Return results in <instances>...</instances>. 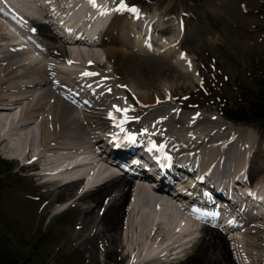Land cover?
Wrapping results in <instances>:
<instances>
[{
    "label": "bare ground",
    "instance_id": "bare-ground-1",
    "mask_svg": "<svg viewBox=\"0 0 264 264\" xmlns=\"http://www.w3.org/2000/svg\"><path fill=\"white\" fill-rule=\"evenodd\" d=\"M13 2L19 11L26 13L25 19H29L33 25L35 35L41 36L46 42L53 61L64 64V68H59L53 62L32 63L30 53L11 44L10 40L14 36H10L7 26L0 21V151H10L9 155L16 156L22 150L23 154L19 156L28 159L40 155L46 157L45 166L38 170L42 172L35 175L40 178L50 177L41 184L55 187L53 191L56 194L48 205L68 196L73 199L80 193L78 205L84 201L88 205L84 207L80 223L91 225V234L100 235L101 245L104 243L105 248L119 244L122 238L129 241L132 233L129 228L132 226L136 229V238L132 244H136L138 251L134 252L135 246L127 245L126 255L128 259L130 257V264H264V219L256 223L250 219L240 228L242 232L239 231L230 238L219 228L209 226L198 228L197 235L192 233L195 232L194 224L175 210L174 203L183 202L182 210L190 214L189 201L185 200L192 183L189 176H179L176 183L166 181L169 189L167 192L158 185L152 190L146 189L142 184L133 188L134 183L129 176L114 174L112 169L111 173H106L105 167L96 170L101 166L98 162L101 161L104 150L109 154L114 153L110 137L123 140L126 145L124 147L128 148L144 146V139H147L150 141L147 150L161 155L167 153L169 165L177 163L179 156L185 155L193 168H206L215 180L217 177L220 180L221 174L226 176L228 169L235 175V172L244 170L248 182H252L254 188L262 187L264 194V148L261 146L262 150L258 151L257 145L253 147L251 143L254 139L249 128L236 126L218 116H210L205 120L201 111H198L199 114L197 112L180 118L182 111L178 108L164 112L168 107L165 103L169 102L166 94L163 98L156 94L149 105L141 101H144V96L139 100L134 92H127L125 86L116 83L115 79L118 77L108 57L111 58L117 49L150 55L146 53V48L152 46L151 55L166 56L168 59L164 57L165 60L190 72V61L186 58L185 51L176 54L178 48L182 51L181 29L158 16L148 17L151 15H138L132 11L125 15V11L114 10L118 7L117 0H104V7L107 10L113 7L114 13L102 32L101 42L96 46L91 45V49L82 50L81 46L86 40L83 34L85 31L84 28H77V32L71 35L76 42L66 48L57 39L51 22L69 21L71 16L65 3L70 2L40 0L38 8L26 4L24 7V1L20 0ZM73 5L83 7L86 3L85 0H75ZM43 18L50 21H44ZM157 21H162V24L155 25ZM155 42L157 45H153ZM111 45L114 47H109ZM92 47H100L104 52L106 49L105 54L108 55L100 59L97 50ZM106 62L111 65V71H94ZM77 65L81 69L77 70ZM85 72L98 75H83ZM127 95L137 99V104L132 105L137 107L128 106L121 100L125 98L129 101ZM77 100L85 101L86 108L76 107ZM114 106L128 109L126 115L129 118L122 125L123 131L118 125L125 113L116 111ZM110 113L115 116V120L110 117ZM222 122L233 128H223L226 132H220L214 125H219L220 128ZM30 127L32 130L27 132ZM15 129H21L22 133H14ZM225 133L226 139L218 138ZM15 134L9 143V137ZM129 134L136 137L135 142L128 138ZM152 143L157 147L153 148ZM248 143L251 148L247 149ZM31 145L35 148L32 149ZM161 145L164 146L162 151ZM127 150L120 155L115 152L116 156L131 160L134 154ZM258 152L262 156L255 165L248 156ZM77 155H82L84 160L74 161ZM224 167L227 169L224 170ZM138 169L141 171L142 166L139 165ZM77 174L79 177H75ZM104 174L106 175L103 176ZM166 174L168 172L162 176ZM68 176L71 178L68 179ZM255 176L257 177L254 178ZM75 186L78 190L72 195ZM171 189L178 190V193H171ZM97 200L101 204L94 214L92 203L95 204ZM128 201L130 205L127 207L125 203L127 205ZM155 203H158L159 208L157 216L140 210ZM122 204L125 208L121 207ZM123 224L126 226L124 232ZM181 236L189 238L182 242L179 240ZM81 237L82 234L76 232L74 240L80 242ZM231 239L236 240L237 247L234 250L237 258L232 256V249L229 247Z\"/></svg>",
    "mask_w": 264,
    "mask_h": 264
},
{
    "label": "rangeland",
    "instance_id": "rangeland-1",
    "mask_svg": "<svg viewBox=\"0 0 264 264\" xmlns=\"http://www.w3.org/2000/svg\"><path fill=\"white\" fill-rule=\"evenodd\" d=\"M22 1L26 5L39 7L40 0H33L34 3L30 0ZM117 2L118 5L119 0ZM124 2L129 8L135 6L138 9L135 13L138 15L141 12L151 15L148 17L158 16L179 27L183 46L182 51L178 48L176 54L185 51L192 70L188 72L184 67L171 64L164 59V57L168 59L166 56H153L152 50L146 52L150 55H142L116 48L111 58L108 57L118 77L115 79L116 83L125 86L127 92H134L139 100L144 96V101L141 100L143 103H152L156 94H160L161 98L166 94L169 102L165 103L168 107L164 112L178 108L182 111L180 118L201 111L205 120L210 116L228 120L220 112V107L223 103L233 105L238 102L236 80L250 87L252 80L264 77V0H124ZM129 11L125 10V15L132 13ZM166 35L168 37V34ZM81 47L82 50L90 48L85 45ZM92 48L97 50L98 54L93 52L100 56V59L108 55L105 54L106 49L104 52L100 47ZM51 58L53 57L43 56L46 63L53 62L59 68H64L63 63L52 60L50 62ZM169 60L172 61V58ZM76 68L81 69L78 65ZM103 70L111 71V65L106 62L94 71L103 73ZM112 75L115 77L114 73ZM127 96L130 98L129 101L125 98L121 100L128 106L137 107L132 106L137 104V99ZM221 97H225L226 100ZM228 121L236 126L249 128L254 139L251 143L253 147L257 145L258 151L264 148V119L256 122ZM214 126H217L220 132L225 131L227 127L233 128L226 122H222L220 128L219 125ZM31 130L32 127L27 132ZM240 130L248 133L245 129ZM18 131L22 133L21 129H15L14 133ZM14 136L16 134L9 137V143ZM222 137L226 139V133L218 138ZM244 141L247 144V140ZM31 148L35 146L31 145ZM248 148H251L250 144ZM9 152L0 151V248L3 252L22 264H130V257L128 259L126 255L127 245L132 247L136 229L134 230L132 226L129 228L132 231L129 241L122 238L119 244L105 248L104 243L101 245V236L91 234V225L80 223L84 207L88 205L85 201L78 205L77 199L81 195L80 193L75 195L78 187L75 186L72 192V195L75 192L73 199L68 196L51 206L48 205L56 194L53 191L55 187L47 184L44 186L41 182L45 177L35 175L42 172L38 170L45 166L46 157L40 155L28 159L19 156L23 154L22 150H19L17 157L9 155ZM260 156L261 152L251 153L248 158L256 165L260 161ZM100 204L101 201L98 200L95 204L92 203L94 214ZM128 205L129 201L127 205L125 203V206ZM150 206L148 208L146 205L140 210L159 215V208L155 209L153 204ZM123 228L122 232L126 230L125 224ZM76 232L82 234L80 242L74 240ZM133 246L136 247V244ZM229 247L232 249V256L237 258L234 250L237 247L235 239L229 240ZM137 251L138 247L134 252Z\"/></svg>",
    "mask_w": 264,
    "mask_h": 264
},
{
    "label": "trees",
    "instance_id": "trees-1",
    "mask_svg": "<svg viewBox=\"0 0 264 264\" xmlns=\"http://www.w3.org/2000/svg\"><path fill=\"white\" fill-rule=\"evenodd\" d=\"M238 102L233 105L223 103L220 112L227 119L237 122H256L264 119V77L252 80V85L236 80ZM226 100L225 97H221ZM0 264H22L0 248Z\"/></svg>",
    "mask_w": 264,
    "mask_h": 264
},
{
    "label": "snow or ice",
    "instance_id": "snow-or-ice-1",
    "mask_svg": "<svg viewBox=\"0 0 264 264\" xmlns=\"http://www.w3.org/2000/svg\"><path fill=\"white\" fill-rule=\"evenodd\" d=\"M90 2H92L93 5L95 6V0H90ZM125 10H130V11H132V12H134V13H135V12H138V9H137L135 6H132L131 8H129V6L125 4L124 0H119L118 7L115 9V11H125ZM107 11H108V10L105 9L104 13H102V14H106ZM182 58H183V56H182ZM83 75H98V74H96V73L85 72V73H83ZM114 108H115L116 111H118V112H124V113H125V117H124V119L121 120V121L119 122V125H118V126H121V130L123 131L122 125H123V123H125V122L127 121V119L129 118V117H127V115H126L127 112H128V109H126V108H125V109H121V108H119L118 106H114ZM109 115H110V117H111L113 120L116 119L115 116H113L111 113H110ZM144 131L147 132V129H145ZM128 138H129L132 142H135V140H136V137H135L134 135H132V134H129ZM152 147H153V148H156L157 146H156L155 143H152ZM163 147H164L163 145L160 146V150H161V151L163 150Z\"/></svg>",
    "mask_w": 264,
    "mask_h": 264
}]
</instances>
